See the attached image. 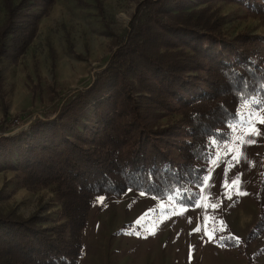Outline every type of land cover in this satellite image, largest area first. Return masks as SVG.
I'll return each mask as SVG.
<instances>
[{
  "label": "trees",
  "instance_id": "1",
  "mask_svg": "<svg viewBox=\"0 0 264 264\" xmlns=\"http://www.w3.org/2000/svg\"><path fill=\"white\" fill-rule=\"evenodd\" d=\"M0 1L5 11L0 61L16 60L55 0ZM92 1L107 27L103 0ZM186 1L140 0L90 84L24 130L38 137L56 124L80 137L60 135L56 144L25 146L18 165L22 185L50 186L63 220L41 226L36 214H0V264H80L83 233L100 196L132 190L158 199L172 195L184 206L197 202L216 151L233 138L230 125L238 120L242 93L264 97V54L259 52L264 36L240 31L227 37L223 15L208 5L185 9ZM231 1L264 25V0ZM195 83L199 91L186 96ZM1 85L0 69V92ZM89 109L93 121L87 118ZM171 109L180 123H160ZM2 116H7L4 103ZM251 195L258 216L244 241L218 237L219 244L240 253L252 250L248 264L264 255V168L251 184Z\"/></svg>",
  "mask_w": 264,
  "mask_h": 264
},
{
  "label": "rangeland",
  "instance_id": "2",
  "mask_svg": "<svg viewBox=\"0 0 264 264\" xmlns=\"http://www.w3.org/2000/svg\"><path fill=\"white\" fill-rule=\"evenodd\" d=\"M139 1L103 0L106 27L92 0H55L48 14L40 19L36 35L26 51L16 60L1 59L0 214L14 217L36 214L42 218L41 226L63 220L51 187L25 188L18 165L27 144L37 141L38 144H56L60 135L74 139L80 135L68 129L61 130L56 124L47 127L46 123L43 125L48 130L38 137L24 130L36 118L47 119L77 90L90 84L105 66L114 49L115 36L126 29ZM184 4L185 9L208 5L217 10L224 16L222 30L227 37L240 31L264 36V25L234 1L187 0ZM4 18L0 1V25ZM259 52L264 54V43ZM195 85L189 88L186 96L199 91L200 83ZM3 103L7 108L5 118L2 116ZM175 106L173 104L172 108ZM87 115L93 121L90 109ZM173 121L180 123L174 109L159 119L163 124ZM91 124L86 122L87 127ZM256 127L264 133V124L257 121ZM78 129L82 136L86 134L82 123ZM230 130L232 140L241 135L240 131H233L231 127ZM253 139L256 143L243 146L245 158L238 164L232 161L235 167L228 177L230 182L241 174L239 187L246 195L233 189L228 199L221 186L225 167L233 155L223 153L232 140L216 151V155H222L223 162L219 166L211 163L207 174L212 172L209 183L214 187L204 191L212 193L207 202L219 204L218 208L195 207L198 201L191 206L179 205L172 195L158 199L132 190L120 197L103 196V202L96 198L83 233L84 254L80 264H248L252 250L240 253L219 244L218 237L233 235L242 242L257 219L258 207L251 195V184L264 168V135ZM181 208L186 210L174 214ZM141 218V224L137 225L135 222ZM198 226L200 231H193ZM152 228L156 229L154 235L149 234ZM213 229H216L215 236L209 239L206 233ZM263 260L264 255L250 264Z\"/></svg>",
  "mask_w": 264,
  "mask_h": 264
},
{
  "label": "snow or ice",
  "instance_id": "3",
  "mask_svg": "<svg viewBox=\"0 0 264 264\" xmlns=\"http://www.w3.org/2000/svg\"><path fill=\"white\" fill-rule=\"evenodd\" d=\"M248 85L245 82L244 88H247ZM264 87V85H262ZM242 95L244 96V101L238 109V112L236 113L237 119L239 120V123H233L230 125L233 131H240L241 135L236 136L234 140L230 142V146H228L227 151L223 153V155H228L229 153H232L231 160H229L227 166L225 167L224 172V180L222 182V187L225 188V197L228 199H231V196L233 194V189H235L236 193L240 195H246L247 193H244L240 191V184L242 183L240 175L237 174L230 182H229V172L231 169L235 167V164L232 163V161H235L236 164L240 162L241 159H244L246 154L243 151V146L245 144H254L256 143V140L253 139L254 137H259L264 135V133L261 132V130L256 127L257 121L261 124H264V109L255 110L253 106L255 105H264V97L257 98L253 96L252 98L248 97V94L246 92H243ZM239 142L238 144L236 142ZM215 143V141H213ZM223 162V158L221 154H217L215 159H212L211 163L214 166H219V164ZM214 171V169H213ZM212 177V172L209 171L208 174L204 177V179L201 182V188H200V195L197 197V203L194 205L195 207H200L203 205V207L208 208L211 207L213 209L218 208L219 204L211 203L209 204L207 201L209 197L212 195V193L209 191L205 194L206 188L214 187V185H211L209 182ZM142 195L144 193H141ZM169 199H172V197H169ZM99 200L103 202L104 197H99ZM222 203V201H221ZM186 208H181L179 213L174 214H182L183 211H185ZM168 217L166 216L165 219ZM142 219H138L135 223L137 225H140L142 222ZM156 229L152 228L149 230V234L154 235ZM193 231H200V227L198 226ZM220 231H223V229H220ZM216 229H213L212 232L206 233L209 235V239H213L215 236ZM136 235H139V232L135 233ZM219 239H235V242L239 244L240 239L238 237H232L231 235L227 237H220Z\"/></svg>",
  "mask_w": 264,
  "mask_h": 264
},
{
  "label": "built area",
  "instance_id": "4",
  "mask_svg": "<svg viewBox=\"0 0 264 264\" xmlns=\"http://www.w3.org/2000/svg\"><path fill=\"white\" fill-rule=\"evenodd\" d=\"M31 121V120H30Z\"/></svg>",
  "mask_w": 264,
  "mask_h": 264
}]
</instances>
